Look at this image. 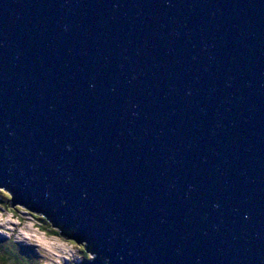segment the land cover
Instances as JSON below:
<instances>
[{
	"label": "water",
	"instance_id": "95a60500",
	"mask_svg": "<svg viewBox=\"0 0 264 264\" xmlns=\"http://www.w3.org/2000/svg\"><path fill=\"white\" fill-rule=\"evenodd\" d=\"M0 187L85 264H264V0H0Z\"/></svg>",
	"mask_w": 264,
	"mask_h": 264
},
{
	"label": "rangeland",
	"instance_id": "374dc122",
	"mask_svg": "<svg viewBox=\"0 0 264 264\" xmlns=\"http://www.w3.org/2000/svg\"><path fill=\"white\" fill-rule=\"evenodd\" d=\"M8 208L13 209L14 215ZM56 229L59 228L47 222L42 214L26 210L18 203L12 205L10 199L0 195V245H9L29 264H85L93 258L94 254L85 250V242H76L83 246V252L70 248L66 242L72 239L53 234Z\"/></svg>",
	"mask_w": 264,
	"mask_h": 264
},
{
	"label": "trees",
	"instance_id": "16d2710c",
	"mask_svg": "<svg viewBox=\"0 0 264 264\" xmlns=\"http://www.w3.org/2000/svg\"><path fill=\"white\" fill-rule=\"evenodd\" d=\"M58 228L59 229H56V231H54L53 234L57 236H62V235L67 236L65 230H62L61 227ZM20 255L14 249H10L9 245H3V244L0 245V264H29L28 259H26L23 255L22 256Z\"/></svg>",
	"mask_w": 264,
	"mask_h": 264
},
{
	"label": "snow or ice",
	"instance_id": "6c2138e0",
	"mask_svg": "<svg viewBox=\"0 0 264 264\" xmlns=\"http://www.w3.org/2000/svg\"><path fill=\"white\" fill-rule=\"evenodd\" d=\"M0 195L8 198V199H11L12 197L9 195V193L7 191H5L4 189L0 188ZM7 211L11 214V215H14V212H13V209L11 208H8ZM21 211H23V209H21ZM11 215L9 216V219H11ZM67 245L70 247V248H74V249H79L81 252L84 251L83 249V246L80 245V244H77L76 242L72 241V240H69L66 242ZM86 255V253H85Z\"/></svg>",
	"mask_w": 264,
	"mask_h": 264
}]
</instances>
